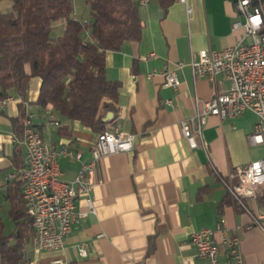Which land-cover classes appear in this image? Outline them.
Listing matches in <instances>:
<instances>
[{
    "label": "crops",
    "instance_id": "obj_1",
    "mask_svg": "<svg viewBox=\"0 0 264 264\" xmlns=\"http://www.w3.org/2000/svg\"><path fill=\"white\" fill-rule=\"evenodd\" d=\"M135 1L141 37L105 52L106 76L119 82L117 111L107 128L133 134V147L98 159L90 193L92 210L73 223L57 250L38 249L30 240L28 264H53L55 258L63 264H208L190 242L191 233L202 227L213 229L219 264H232L228 242L234 237L244 264H264V228L236 206L223 183L236 166L264 156V143L252 144L249 139L256 114L247 110L234 118L209 116L195 148L181 130V120L194 112L195 95L208 98L229 85L221 74L214 83L194 79L191 57L241 38L246 41L243 27L232 28L234 20L244 18L234 0H187L186 4L170 0L166 6L160 0ZM164 67L178 75L176 88L164 84ZM149 72L153 74L148 76ZM40 83L39 76H31L26 99L12 92L11 100L0 107V194L5 195L10 181L20 175L24 159L20 141L15 154L18 139L12 121L20 104L50 146L80 153L78 158H59L62 179L72 180L92 159L98 132L49 105H36ZM262 194L264 186L257 197L246 199L253 213L264 210ZM76 205L78 210L88 209L82 195ZM81 243H86V255L78 254Z\"/></svg>",
    "mask_w": 264,
    "mask_h": 264
},
{
    "label": "built area",
    "instance_id": "obj_2",
    "mask_svg": "<svg viewBox=\"0 0 264 264\" xmlns=\"http://www.w3.org/2000/svg\"><path fill=\"white\" fill-rule=\"evenodd\" d=\"M234 5L244 19L234 20L232 28L243 27L248 39L241 38L220 49L200 50L197 57L192 56L189 62L194 79L203 77L214 83L217 75L221 74L229 82L227 88L214 92L208 98L194 96L192 116L181 120L182 134L192 148L198 146V138L202 139L203 126L209 116L234 118L247 110L257 116L249 135L250 142L264 143V33L260 32L262 24L252 8V0H234ZM186 10L189 12L190 6L186 5ZM178 65H183V62L179 61ZM152 74L149 72L147 75ZM161 74L166 86L176 88L179 85L180 80L174 70L164 67ZM10 100V95L0 97V107ZM133 139V134L124 133L117 127L98 132L92 146V159L81 165L72 180H64L59 158L64 155L78 158L80 153L66 146H50L34 125L31 114H25L20 140L24 146V159L19 174L23 179L24 206L33 220L31 241L34 247L49 250L62 247L73 223L93 208L90 193L96 183V162L104 155L131 150ZM223 183L239 207L252 216V223L264 228V210L253 213L246 202L247 198L257 197L264 186V156L236 166ZM80 195L86 200V210L77 208L76 198ZM236 239L234 237L228 242L232 264H244L242 253L233 245ZM190 242L195 245L197 255L206 259L208 264H219L213 229L202 227L193 231ZM77 250L79 255H86V243L79 244ZM52 263L63 264L60 258H55Z\"/></svg>",
    "mask_w": 264,
    "mask_h": 264
},
{
    "label": "trees",
    "instance_id": "obj_3",
    "mask_svg": "<svg viewBox=\"0 0 264 264\" xmlns=\"http://www.w3.org/2000/svg\"><path fill=\"white\" fill-rule=\"evenodd\" d=\"M160 1L166 6L170 0ZM252 2L264 15V0ZM85 3L89 13L85 21L74 14L73 0H12L10 9L0 7V97L15 92L25 100L30 77L39 76L36 105H49L54 112L100 132L114 120L119 87L117 80L106 76L105 52L119 48L124 40H138L142 22L135 0ZM59 20L63 25L55 33ZM19 109L12 120L18 139L16 155L26 114L21 104ZM109 111L113 116L103 120ZM22 187L18 175L5 192L14 228L6 232L0 220V264L29 263L26 250L34 225L24 206ZM259 201L264 203V194Z\"/></svg>",
    "mask_w": 264,
    "mask_h": 264
},
{
    "label": "rangeland",
    "instance_id": "obj_4",
    "mask_svg": "<svg viewBox=\"0 0 264 264\" xmlns=\"http://www.w3.org/2000/svg\"><path fill=\"white\" fill-rule=\"evenodd\" d=\"M12 5V0H0V7L2 10L10 9ZM73 6L75 14L80 19H87L89 18V13L86 7L85 0H73ZM55 28L58 30H61L63 25V20H59L56 22ZM9 204L7 200L5 199V195L3 192L0 194V220L5 225V231L9 232L13 228V221L9 216Z\"/></svg>",
    "mask_w": 264,
    "mask_h": 264
},
{
    "label": "bare ground",
    "instance_id": "obj_5",
    "mask_svg": "<svg viewBox=\"0 0 264 264\" xmlns=\"http://www.w3.org/2000/svg\"><path fill=\"white\" fill-rule=\"evenodd\" d=\"M252 8L256 10L257 16L259 18L260 24H262V27H264V15H262V11L260 6L253 4L252 2Z\"/></svg>",
    "mask_w": 264,
    "mask_h": 264
},
{
    "label": "water",
    "instance_id": "obj_6",
    "mask_svg": "<svg viewBox=\"0 0 264 264\" xmlns=\"http://www.w3.org/2000/svg\"><path fill=\"white\" fill-rule=\"evenodd\" d=\"M113 116V113L111 111L107 112V114L103 117V120H107Z\"/></svg>",
    "mask_w": 264,
    "mask_h": 264
}]
</instances>
